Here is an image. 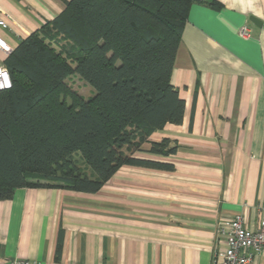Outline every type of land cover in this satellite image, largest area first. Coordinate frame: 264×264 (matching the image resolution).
<instances>
[{"label":"crops","instance_id":"1","mask_svg":"<svg viewBox=\"0 0 264 264\" xmlns=\"http://www.w3.org/2000/svg\"><path fill=\"white\" fill-rule=\"evenodd\" d=\"M68 0H0L15 48L52 24ZM195 2L171 83L185 100L179 124L156 130L136 155L171 168L124 165L96 192L24 186L0 199V264H213L223 222L264 217V0ZM251 17L259 20L253 21ZM251 36L240 35L242 26ZM7 55L0 50V62ZM168 138L169 155L148 151ZM253 264H264V254Z\"/></svg>","mask_w":264,"mask_h":264},{"label":"trees","instance_id":"2","mask_svg":"<svg viewBox=\"0 0 264 264\" xmlns=\"http://www.w3.org/2000/svg\"><path fill=\"white\" fill-rule=\"evenodd\" d=\"M195 2L207 0H68L20 41L4 61L11 86L0 90V199L54 183L96 192L124 165L171 168L136 153L183 121L170 77ZM73 73L90 97L69 85ZM170 144L150 141L148 151L169 155Z\"/></svg>","mask_w":264,"mask_h":264},{"label":"built area","instance_id":"3","mask_svg":"<svg viewBox=\"0 0 264 264\" xmlns=\"http://www.w3.org/2000/svg\"><path fill=\"white\" fill-rule=\"evenodd\" d=\"M202 1V0H201ZM5 11L0 5V26L8 28L5 19ZM240 35L248 38L251 36L249 28L242 26ZM0 50L8 55L13 48L0 35ZM11 86L9 71L4 63L0 62V90ZM264 210V209H263ZM242 214L223 222L224 236L227 239V247L223 252L217 253L213 264H253L255 255L264 254V217L257 228H249L245 225ZM7 264H37L24 258L11 259Z\"/></svg>","mask_w":264,"mask_h":264},{"label":"rangeland","instance_id":"4","mask_svg":"<svg viewBox=\"0 0 264 264\" xmlns=\"http://www.w3.org/2000/svg\"><path fill=\"white\" fill-rule=\"evenodd\" d=\"M68 83L73 89H75L79 94H81L85 98L90 97L93 93L92 87L75 73H73L69 76ZM75 159H76L78 165H81L82 168L85 170L87 169V168H85L84 161L79 154L75 155Z\"/></svg>","mask_w":264,"mask_h":264},{"label":"water","instance_id":"5","mask_svg":"<svg viewBox=\"0 0 264 264\" xmlns=\"http://www.w3.org/2000/svg\"><path fill=\"white\" fill-rule=\"evenodd\" d=\"M251 19H252L253 21H255V22L259 23V20H258V19H256L255 17H251Z\"/></svg>","mask_w":264,"mask_h":264}]
</instances>
